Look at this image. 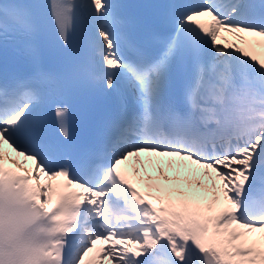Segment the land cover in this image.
<instances>
[{
    "label": "snow or ice",
    "instance_id": "1",
    "mask_svg": "<svg viewBox=\"0 0 264 264\" xmlns=\"http://www.w3.org/2000/svg\"><path fill=\"white\" fill-rule=\"evenodd\" d=\"M120 7L0 0V43L19 38L37 66L0 82V264H85L97 242H110L116 264H264V59L220 35L264 38V0H178L171 33L134 59L122 50ZM78 21L97 58L80 79L115 97L117 115L74 163L59 141L72 138L67 82L39 67L36 40L50 29L68 47ZM165 157L196 166L183 177L188 189L178 172L159 169L161 183L126 167ZM29 160L27 174L10 166ZM200 170L210 185L196 178ZM192 184L204 195H192Z\"/></svg>",
    "mask_w": 264,
    "mask_h": 264
},
{
    "label": "bare ground",
    "instance_id": "2",
    "mask_svg": "<svg viewBox=\"0 0 264 264\" xmlns=\"http://www.w3.org/2000/svg\"><path fill=\"white\" fill-rule=\"evenodd\" d=\"M220 35H221L222 38H229L230 37L229 34L221 33ZM240 35L244 37L243 40L239 39L236 34H234L229 39H233V41H236V43H235L236 46L244 47V48H246V50H248L253 55H256L258 58L264 59V38H261V37H258V36L257 37H252V36H249L247 34H240ZM223 41H224V39H221V42H223ZM3 147H4V149H5V151L7 153L9 151L12 152V150L8 149L7 145H4ZM10 157H12L11 159H14V160H21V161L23 160V158L16 157V155L13 154V152H12V154H10ZM32 163L33 162L31 160H29V161L26 162V165L27 164L32 165Z\"/></svg>",
    "mask_w": 264,
    "mask_h": 264
},
{
    "label": "rangeland",
    "instance_id": "3",
    "mask_svg": "<svg viewBox=\"0 0 264 264\" xmlns=\"http://www.w3.org/2000/svg\"><path fill=\"white\" fill-rule=\"evenodd\" d=\"M222 33H224V34H229L230 35V37H232L234 34H230V33H225V32H222ZM229 37V38H230ZM229 38H226V42L228 43V44H230V45H235V41H233V39H229ZM225 43V40L223 41V42H221V46H223V44ZM232 43V44H231ZM170 168H168V170L167 169H163L164 170V172H166V174L169 176V177H173V176H175L176 174H177V172L179 173V175H180V177H181V184L183 185V187L185 188V189H188L189 188V185L187 184V183H185L184 182V180H183V177H185V176H188L189 177V179H191L192 177H191V175H190V173H189V169L190 168H194V167H189V168H185V167H181V166H176V164H174V163H172L171 164V166H169ZM149 168V171H151V170H153V172L151 173H149V174H151V175H155L154 174V170L155 171H159V167L157 166V165H155V164H153L151 167H148ZM142 171V170H141ZM202 170H200V171H197L196 173H195V176H196V178H199V179H202L203 180V182L206 184V185H210V180H209V178L208 177H203L202 176ZM43 178L41 177V180H42ZM191 189H193V190H195L196 188H195V185L194 184H192L191 185ZM196 190H198V189H196ZM200 191H202V190H200ZM108 264V263H107ZM111 264H116V262H113V263H111Z\"/></svg>",
    "mask_w": 264,
    "mask_h": 264
}]
</instances>
